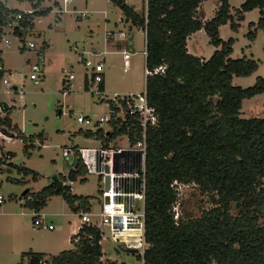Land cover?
<instances>
[{"label":"trees","instance_id":"16d2710c","mask_svg":"<svg viewBox=\"0 0 264 264\" xmlns=\"http://www.w3.org/2000/svg\"><path fill=\"white\" fill-rule=\"evenodd\" d=\"M17 1L29 2L34 8L16 22L14 34L22 37L34 28L33 18L46 15L51 6L42 7L45 0ZM110 1L125 21L145 32V68L165 66L163 72L145 76L147 101L154 108L157 124L146 133L143 235L148 246L138 257L143 264H264V225L260 222L264 213V116L245 118L240 111L244 98L264 93V77L256 76L247 87L232 83L233 76L256 71L260 61L232 58L235 38L220 37L219 27L226 22L232 29L238 28L229 0H216V12L205 21L197 16L204 0H145L141 11L126 0ZM253 9L260 16L247 33L250 40L258 29H264V0H244L236 18L243 19V13ZM20 11L0 1V26ZM200 29L216 47L207 59L187 48V38ZM4 73L0 67V79ZM84 85L87 88L86 80ZM108 105H114L111 99ZM10 108L0 101V131L20 138L23 152L29 156L35 139L44 140V134L26 135L12 122ZM114 124L112 120L109 137L101 127L82 132L86 137H101L107 145L125 130V125L116 128ZM5 155L11 158L10 152ZM3 160L0 154V162ZM22 170L37 179L34 170ZM86 174L77 159L67 176L53 178L40 191H26L27 203L33 212H40L51 196L61 195L70 209L89 210L91 197L72 193L67 183L78 177L85 182ZM174 181L194 184L200 193L210 196L212 206L199 215L175 219L173 206L179 196ZM101 238L98 227L81 225L70 237L72 248L50 257L44 252L24 254L30 264H41L44 258L43 264H116L101 261Z\"/></svg>","mask_w":264,"mask_h":264},{"label":"rangeland","instance_id":"374dc122","mask_svg":"<svg viewBox=\"0 0 264 264\" xmlns=\"http://www.w3.org/2000/svg\"><path fill=\"white\" fill-rule=\"evenodd\" d=\"M0 1L10 8L20 10L31 7L30 3L25 1ZM243 1L229 0L230 13L238 22V28L232 29L228 21L219 27V35L224 40L229 37L235 38L233 52L230 55L232 58L246 56L260 61L256 71L249 76H233V84L247 87L254 83L256 76L264 77V29L257 30L254 40L249 39L247 33L255 27L260 14L258 9H253L245 11L243 19H236L237 8ZM129 2H134L137 10L145 8V0ZM54 5V0H45L41 6L53 8ZM218 5L216 0H204L198 8L197 16L202 21L209 19L216 12ZM76 9H82L87 14L78 16ZM54 15L53 11H50L46 15L37 16L34 22L36 25L30 33L26 31L27 34L24 33L21 38L9 33V45L4 46L0 43L4 66L10 68L4 73L9 86L0 81V101L6 100L10 103L6 104L11 107V119L26 135L38 132L44 134V140L35 139L30 155L27 156L23 152L20 138L11 136L6 139L0 131L2 146L0 154L4 159L0 162V195L3 196L0 203V264H27L20 255L31 248L34 251L43 250L57 254L74 246L71 241L70 244L66 241L67 237L69 240L71 237L69 227L75 226L79 220L76 211L69 208L61 195H53L40 209V213L44 215V222L52 224L53 228L36 226L33 224V209L27 203L26 191L31 193L40 191L53 178L67 176L72 164L69 158L62 156L64 146L98 145L96 139L83 134L82 131L86 130V127L77 122L78 115L97 119L109 114L108 100L115 97L114 93L119 95L137 93L145 87V56L142 52L145 34L141 29L133 28L131 33L127 28L124 29L126 39L132 35L131 44L134 48L127 64L124 63L121 53L103 52L109 29L106 25L107 17L116 18L115 7L111 2L73 0L60 14V19H57L59 22L55 21ZM109 34L108 39L113 33ZM28 41H34L35 47L28 49ZM43 41H49L51 46L45 48ZM74 45L77 48H74ZM187 48L191 53L204 59L212 54L215 46L209 43L208 35L200 29L189 36ZM83 50L89 51L84 54L90 61L88 66L80 59ZM36 51L43 57L40 61L43 69L38 83L28 79L29 64L37 60ZM99 60L104 63L106 83L105 93L101 97L91 93L84 85L89 68ZM69 73L73 74V78L65 84L62 79ZM19 85L22 86L21 94L13 87H20ZM240 111L241 116L245 118L263 117L264 93L244 98ZM103 124L106 126V123ZM116 142L118 141L114 144ZM6 152H10L11 158H7ZM23 167L37 172V179H33L31 174H25ZM80 178L70 183L71 191L78 195H89L91 211L97 213L100 207L101 181L97 174L92 172L86 174L85 182H80ZM178 193L175 209L184 217L199 215L202 210L212 206L210 196L200 193L194 184H183ZM232 210H236L234 204ZM95 217L96 215L91 216L92 219ZM260 222L264 225V213L260 217ZM101 228L103 230L101 261L143 264V260L138 257L141 253L119 240H112L109 226Z\"/></svg>","mask_w":264,"mask_h":264},{"label":"built area","instance_id":"2783aa9c","mask_svg":"<svg viewBox=\"0 0 264 264\" xmlns=\"http://www.w3.org/2000/svg\"><path fill=\"white\" fill-rule=\"evenodd\" d=\"M57 4L51 7L50 11L55 14V21L59 22L60 14L66 10V6L73 0H54ZM59 5V6H58ZM34 8L21 9L20 12L10 16L7 22L0 26V43L4 46L9 45V33L14 34V29L17 20L22 19L24 14L32 13ZM76 13L84 15L82 9H76ZM39 16V15H38ZM35 16L33 23L35 22ZM29 31L28 33H30ZM27 34V33H26ZM109 34V33H108ZM19 37V36H18ZM21 38V37H20ZM35 47L34 41L27 42V48ZM40 46V48H42ZM2 53V49L0 48ZM105 52V50L103 51ZM146 54L145 49L142 51ZM0 53V56H1ZM36 51L37 60L29 64L30 73L28 79L38 83L41 79L43 57ZM86 51H82L80 59L87 66L90 61L84 56ZM130 53L123 51L124 63H128ZM4 69L2 65H0ZM104 63L97 61L89 72L85 75L87 88L91 93H95L101 97L105 92L100 89L99 84L104 79L103 73ZM165 66L160 65L153 70L145 68L144 74H153L163 72ZM73 74H67L64 83L70 81ZM0 81L6 86H9V81L4 77ZM13 86L20 94L22 93V86ZM92 89V90H91ZM1 91V90H0ZM8 88L6 89V92ZM115 97L113 106H109V114H104L97 119L85 115H78L77 122L83 124L86 129L94 132L98 128H102L105 136L109 137L112 127L110 125L112 120H115V127L119 128L125 125V130L116 134L107 145L104 144L101 137H92L96 139L98 145L94 146H64L62 148V156L71 160L72 167L75 160L79 159L86 168V173L92 172L97 174L101 181L100 193V207L97 213L92 212L91 209L76 211L81 225L96 226L101 229L102 226H109L111 239L119 240L125 243L128 247L135 249L143 255L145 248L148 246L143 235L144 226V190H145V158H146V133L149 127L157 124V116L154 108L148 104L145 87L142 91L137 93H124L119 95L114 93ZM106 123V126L103 124ZM4 137L9 139L14 134L4 133ZM119 139L121 141L119 142ZM115 141H118L114 144ZM43 145V144H41ZM8 158V155H6ZM109 177V186L105 188V177ZM70 184L72 181H68ZM173 185L178 189L183 185L178 181H174ZM179 196V193H178ZM3 201V196L0 195V203ZM79 201L75 202L78 205ZM176 204L173 206L174 218L177 219L179 215ZM33 224L42 228L52 229L53 225L44 222V215L40 212H33ZM94 219L91 216H95ZM126 229H137V232H128ZM136 235H135V234ZM41 264L45 262V258L39 261Z\"/></svg>","mask_w":264,"mask_h":264},{"label":"crops","instance_id":"0c3cea01","mask_svg":"<svg viewBox=\"0 0 264 264\" xmlns=\"http://www.w3.org/2000/svg\"><path fill=\"white\" fill-rule=\"evenodd\" d=\"M108 2H111L110 0H107ZM126 2L128 3V4H131V5H133V7H134V9L135 10H137V7H136V5L134 4V2H129V0H126ZM113 5V4H112ZM114 6V5H113ZM115 7V13H116V18L115 19H109L108 17H107V26L109 27V29L107 30V33H113L112 35H111V38L110 39H108V36L110 35V34H107V39H106V47H105V52L106 53H110V52H119V53H121L122 55H123V51H127V52H129L130 54H132L133 53V51L132 50H134V48H133V46H132V44H131V39H132V35L131 36H128V39H126L127 37V35L125 34V32H124V29L125 28H127V31H130V33L133 31V28H137V27H135L134 25H131V23L128 21H125L124 20V18H123V15H122V12H121V10L118 8V7H116V6H114ZM117 8V9H116ZM50 12V11H49ZM48 12V13H49ZM106 13V12H105ZM87 14V13H86ZM78 16H80V15H78ZM82 16V15H81ZM85 16H87V15H85ZM35 25H36V23H34V27H35ZM142 30V29H141ZM142 32H143V34H145V32L142 30ZM195 33V32H194ZM92 34V33H91ZM193 34V33H192ZM191 34V35H192ZM190 35V36H191ZM189 38V37H188ZM187 38V39H188ZM130 40V41H129ZM43 45L45 46V48H48V47H50L51 46V44H50V42L49 41H43ZM74 48H77V46L76 45H74L73 46ZM216 48V47H215ZM92 49H95V47H92ZM145 49V44H144V48H143V50ZM142 50V51H143ZM215 50V49H214ZM83 51H86V53L87 52H89V51H87V50H83ZM189 52H191L190 51V49H189ZM81 54V53H80ZM85 54V53H84ZM145 56V55H144ZM198 56V55H197ZM202 58V57H201ZM204 59H207V58H204ZM2 60H3V58H2ZM5 64H4V61H3V67H4V70H6V69H10V68H6L5 66H4ZM62 81H63V83H64V80L62 79ZM103 91L105 90V88H106V83H105V75H104V79H103ZM144 86H145V82H144ZM64 93V92H63ZM4 102H6L8 105H10V103H8V101H6V100H3ZM13 122V121H12ZM42 213V212H41ZM78 220V219H77ZM76 223L77 224H75V226H73V225H71L70 227H69V231H70V235H72V234H74V233H76L77 232V230H78V228L80 227V221L78 220V221H76ZM70 240H69V237H67V244H70V242H69ZM101 242H100V244H102V240H100ZM102 246V245H101ZM34 249H38V248H34ZM103 250V249H102ZM133 250H135V249H133ZM28 251H31V252H44V253H46V255H55V254H51V252H46V251H34L33 250V248H31V249H29V250H26V251H23V252H21V258H22V260L23 261H25L27 264H30L29 263V256L28 255H25L24 253L25 252H28ZM104 256V255H103ZM49 257V256H48Z\"/></svg>","mask_w":264,"mask_h":264},{"label":"water","instance_id":"95a60500","mask_svg":"<svg viewBox=\"0 0 264 264\" xmlns=\"http://www.w3.org/2000/svg\"><path fill=\"white\" fill-rule=\"evenodd\" d=\"M108 186H109V177L106 176L105 177V188H108Z\"/></svg>","mask_w":264,"mask_h":264},{"label":"bare ground","instance_id":"6f19581e","mask_svg":"<svg viewBox=\"0 0 264 264\" xmlns=\"http://www.w3.org/2000/svg\"><path fill=\"white\" fill-rule=\"evenodd\" d=\"M128 232H137V229H126V233ZM135 234V233H134ZM136 235V234H135Z\"/></svg>","mask_w":264,"mask_h":264}]
</instances>
